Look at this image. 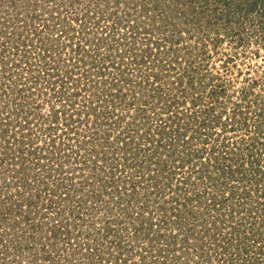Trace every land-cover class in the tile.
Returning a JSON list of instances; mask_svg holds the SVG:
<instances>
[{
  "label": "rangeland",
  "instance_id": "rangeland-1",
  "mask_svg": "<svg viewBox=\"0 0 264 264\" xmlns=\"http://www.w3.org/2000/svg\"><path fill=\"white\" fill-rule=\"evenodd\" d=\"M225 1L0 0V264H264V8Z\"/></svg>",
  "mask_w": 264,
  "mask_h": 264
},
{
  "label": "trees",
  "instance_id": "trees-1",
  "mask_svg": "<svg viewBox=\"0 0 264 264\" xmlns=\"http://www.w3.org/2000/svg\"><path fill=\"white\" fill-rule=\"evenodd\" d=\"M218 3L220 2H224L226 3L227 1L225 0H217ZM231 2H229L230 4ZM246 4H244V6L242 7V9L244 8V12H248V11H252L256 8H264V0H248L247 2H244ZM237 6V5H236ZM238 7V6H237ZM234 9H230L227 8V13H226V16H228L229 14L233 13ZM263 14H264V9H262ZM245 14V13H244ZM264 28V26H263ZM53 202V201H52ZM51 202V204H52ZM48 207H50V205L48 204ZM45 210H47L48 208H44ZM38 215V218L37 219H40V218H45V212H41V213H37ZM59 215V220L57 221V219H52L54 221H56V224L54 222H52L51 220L48 221V224H40V222L36 221V219H31V217L28 216V214H25L24 215V219L27 221L26 225L27 227H31L34 232V235L36 234L38 236V240L37 241H42L45 240L46 237H48V241H49V238H51L50 240H53V238H57L58 235H61L60 233H62L61 231L65 232V235L63 236L62 234V237L64 239H67L69 241L70 237H69V232H72L71 229V224H68L67 222L63 223L62 222V215L59 213H57V216ZM62 216V217H61ZM34 220V222L32 221ZM70 230V231H69ZM47 233V234H46ZM47 235V236H45ZM50 236V237H49ZM67 237V238H66ZM34 239V238H33ZM35 240H33L34 242ZM51 241H49L50 243ZM52 244V243H51ZM54 244H52L53 246ZM26 247H29L28 245ZM43 247H47L46 243H43ZM41 247V248H43Z\"/></svg>",
  "mask_w": 264,
  "mask_h": 264
}]
</instances>
